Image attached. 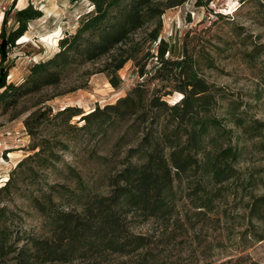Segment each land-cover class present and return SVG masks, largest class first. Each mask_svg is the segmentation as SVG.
Instances as JSON below:
<instances>
[{
	"label": "trees",
	"instance_id": "obj_1",
	"mask_svg": "<svg viewBox=\"0 0 264 264\" xmlns=\"http://www.w3.org/2000/svg\"><path fill=\"white\" fill-rule=\"evenodd\" d=\"M186 2L87 0L88 9L78 15L73 31L57 40V51L31 63L20 82L10 80L13 60L8 54L27 31L28 23L40 19L42 13L32 5L17 10L13 15L16 27L9 31V13H4L0 29V117L24 99L55 88L69 72L89 64L100 62L94 72L85 74H105L114 89L121 83L118 72L129 61L141 81L114 104L96 106L87 115L81 116L82 112L72 107L56 115L67 126L72 117L80 116L79 121L84 123L81 130L97 122L112 129L124 123L117 143L127 133L134 136L122 168L108 179L106 195L88 197L79 210H69L61 209L49 193L39 189L28 202L48 229L35 235L26 231L15 212L4 204L10 201L13 173L3 182L0 264H172L161 257L154 232L138 233L134 228L151 222L162 227L161 236L167 233L174 240V233L194 231L207 214H214L218 220L228 218L225 210H219L232 195L229 183L241 180L237 164L242 152L232 143V129L216 114L223 99L222 89L208 83L202 74V70L215 69L214 60L208 52L186 44L179 58L166 57L169 44L161 36L163 15ZM173 95L177 99L168 103L167 98ZM239 108L229 101L227 115L233 127L249 139L263 137L264 122H245ZM50 111L40 107L25 118L28 134L48 120ZM42 154L41 146L34 156ZM30 158L18 162L15 170ZM35 174L31 170L32 178ZM78 182L81 184L79 178ZM62 193L73 196L66 188ZM247 206L249 219H264V194L250 197ZM222 243L216 247L224 246ZM201 262L260 264L243 251L217 260L204 257Z\"/></svg>",
	"mask_w": 264,
	"mask_h": 264
},
{
	"label": "rangeland",
	"instance_id": "obj_2",
	"mask_svg": "<svg viewBox=\"0 0 264 264\" xmlns=\"http://www.w3.org/2000/svg\"><path fill=\"white\" fill-rule=\"evenodd\" d=\"M28 5L40 11L42 17L28 23L27 31L10 49L12 82L22 81L31 63L53 55L57 40L65 32H72L78 15L88 9L87 0H0V29L4 13H9L6 23L9 31L16 27L14 13ZM219 13L229 17H218ZM162 25L161 36L169 44L166 57L179 58L186 44L208 52L214 60L215 69L202 70V74L208 83L222 89L223 99L216 114L232 129V143L242 152L237 164L241 180L229 183L232 195L219 210L226 211V220L207 214L196 223L194 231L185 235L180 231L174 233L177 235L174 240L167 233L161 236L162 227L151 222L134 231L149 235L154 232L160 255L167 263L202 264L204 257L217 260L222 255L243 251L252 260L264 264V219H249L247 215L250 197L264 194V136L249 139L233 127L227 115L228 103L233 101L240 105L238 114L245 122H264V0H187L182 6L167 11ZM99 65L100 62L89 64L69 72L55 88L24 99L0 117V186L11 173L14 179L10 201L4 204L15 212L29 233L39 235L48 229L30 206V195H38L42 189L61 209L79 210L86 198L109 192V177L122 168L126 151L133 145L134 136L129 133L117 143L125 130L124 123L112 129L97 122L81 130L84 123L79 121L80 116L72 117L69 126L61 116H56L66 107L79 109L84 116L96 106L114 104L141 81L129 61L118 72L121 83L114 89L105 74H85L94 72ZM176 99L173 95L167 101L173 103ZM41 101L39 107H34ZM40 107L50 108L48 120L28 134L24 120ZM36 145L40 146L33 151ZM41 146L44 154L34 156ZM28 156L30 160L15 170L18 162ZM31 170L36 173L33 178ZM63 188L72 191L73 196L62 193ZM191 219L197 221L194 217ZM218 242L224 246L216 247Z\"/></svg>",
	"mask_w": 264,
	"mask_h": 264
},
{
	"label": "water",
	"instance_id": "obj_3",
	"mask_svg": "<svg viewBox=\"0 0 264 264\" xmlns=\"http://www.w3.org/2000/svg\"><path fill=\"white\" fill-rule=\"evenodd\" d=\"M68 33L67 32H65V35H67Z\"/></svg>",
	"mask_w": 264,
	"mask_h": 264
}]
</instances>
